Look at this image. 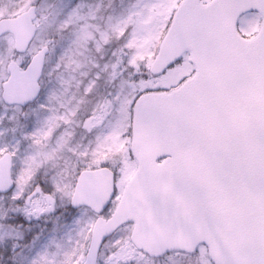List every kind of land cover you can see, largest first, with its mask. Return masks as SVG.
Listing matches in <instances>:
<instances>
[{
  "label": "snow or ice",
  "instance_id": "snow-or-ice-1",
  "mask_svg": "<svg viewBox=\"0 0 264 264\" xmlns=\"http://www.w3.org/2000/svg\"><path fill=\"white\" fill-rule=\"evenodd\" d=\"M0 264H264V0L0 3Z\"/></svg>",
  "mask_w": 264,
  "mask_h": 264
},
{
  "label": "rangeland",
  "instance_id": "rangeland-1",
  "mask_svg": "<svg viewBox=\"0 0 264 264\" xmlns=\"http://www.w3.org/2000/svg\"><path fill=\"white\" fill-rule=\"evenodd\" d=\"M7 0H0V3H6Z\"/></svg>",
  "mask_w": 264,
  "mask_h": 264
}]
</instances>
